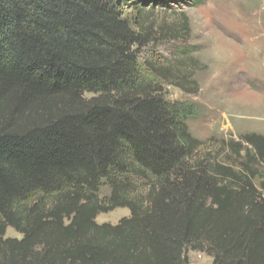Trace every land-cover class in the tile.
I'll use <instances>...</instances> for the list:
<instances>
[{"label":"trees","instance_id":"obj_1","mask_svg":"<svg viewBox=\"0 0 264 264\" xmlns=\"http://www.w3.org/2000/svg\"><path fill=\"white\" fill-rule=\"evenodd\" d=\"M171 1L0 0V264H264V137L198 159L184 57L141 63Z\"/></svg>","mask_w":264,"mask_h":264},{"label":"rangeland","instance_id":"obj_2","mask_svg":"<svg viewBox=\"0 0 264 264\" xmlns=\"http://www.w3.org/2000/svg\"><path fill=\"white\" fill-rule=\"evenodd\" d=\"M124 15L140 19L131 7ZM144 19L153 37L139 48L141 63L185 59L181 73L188 76L190 92L166 83L163 89L168 101L200 110L189 123L199 143L197 158L236 168L241 159L231 145L244 148L242 139L264 137V0H173L148 10ZM138 193L145 190L139 187ZM128 217V209H117L98 216L97 223L115 226ZM6 238L22 235L9 229ZM186 257L188 264H213L200 251H187Z\"/></svg>","mask_w":264,"mask_h":264}]
</instances>
